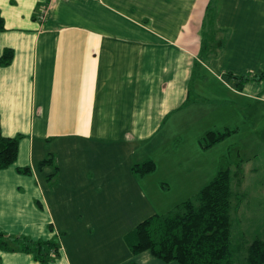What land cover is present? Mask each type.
Segmentation results:
<instances>
[{"label": "crops", "instance_id": "crops-1", "mask_svg": "<svg viewBox=\"0 0 264 264\" xmlns=\"http://www.w3.org/2000/svg\"><path fill=\"white\" fill-rule=\"evenodd\" d=\"M209 2L0 0V60L14 51L0 65L1 129L22 136L17 162L0 171V236L59 238L51 264H176L133 255L125 236L195 198L230 147H240L243 171L264 162V81L240 92L227 75L264 73V0H214L216 26ZM206 29L227 43L202 62ZM225 129L239 131L202 150L201 139ZM50 155L58 171L39 167ZM148 160L156 172L136 179L133 167ZM235 193L237 225L249 228L264 196ZM0 264L41 263L0 251Z\"/></svg>", "mask_w": 264, "mask_h": 264}, {"label": "trees", "instance_id": "trees-1", "mask_svg": "<svg viewBox=\"0 0 264 264\" xmlns=\"http://www.w3.org/2000/svg\"><path fill=\"white\" fill-rule=\"evenodd\" d=\"M205 16L211 18L213 23L215 22L213 25L216 26L214 0H210ZM4 31L5 20L0 13V32ZM211 31L220 30L216 28ZM226 43L227 40L217 38V33L211 37L203 33L200 60L204 62L206 58L208 60L213 56H220ZM13 59L14 51L8 49L4 52L0 65L9 66ZM227 75L233 83H237L236 88L240 92L248 83L264 81V73L235 75L229 72ZM192 102L189 98L183 107L189 106ZM238 131V129H225L210 132L201 139L200 146L203 151H208L237 134ZM21 139L22 136L4 137L0 120V171L8 169L17 162ZM243 164L240 147H230L228 156L220 161L216 178L195 198L179 205L167 215H154L144 220L125 236L126 244L133 255L149 252L158 260L176 264H239L234 260L236 249L233 246L231 214L235 200L241 202L242 199L235 193L232 180L235 176L237 178L241 176L243 179ZM54 165L55 156L50 155L39 167L42 169ZM55 169L58 171V167ZM156 170V163L148 160L135 165L133 174L140 180L155 173ZM18 172L30 174L31 168H20ZM60 250L61 244L57 237L45 241L8 234L0 236V251L32 255L41 264H51L58 259ZM247 264H264L263 240L256 238L249 246Z\"/></svg>", "mask_w": 264, "mask_h": 264}, {"label": "rangeland", "instance_id": "rangeland-1", "mask_svg": "<svg viewBox=\"0 0 264 264\" xmlns=\"http://www.w3.org/2000/svg\"><path fill=\"white\" fill-rule=\"evenodd\" d=\"M209 31L210 30L206 29L207 34H209L208 33ZM223 52L221 54H223ZM219 53L220 52H218V54ZM223 67L227 69L230 68V64L228 63V61L224 62ZM261 159L264 160V157ZM56 162L57 161L55 157V165L51 167H54V168L57 167ZM243 176H244L243 179L241 178V176L238 178L235 176V178L232 180V186L236 185V187H233L234 191L236 189L240 190V187H241V189L247 191V194H248L247 198L251 200H256L259 197L264 196V162L259 163V161L257 162L253 161L249 163V165L246 167L244 171ZM55 177H57V174L53 176L54 184L56 182ZM251 206H252V203L248 206V208ZM253 206L258 207V204H254ZM251 215L252 217H254L253 211ZM231 216H232L233 246L236 249L234 260L235 262L239 264H247L248 250H249V246L251 245V243L256 238L264 241V214H262V217L257 220L253 218L250 220H245L244 222L246 224H252V226H249V228H242L237 225L240 222L238 221V219H240V214H237L236 212L235 203H234V208L232 210Z\"/></svg>", "mask_w": 264, "mask_h": 264}, {"label": "built area", "instance_id": "built-area-1", "mask_svg": "<svg viewBox=\"0 0 264 264\" xmlns=\"http://www.w3.org/2000/svg\"><path fill=\"white\" fill-rule=\"evenodd\" d=\"M45 16H46V10H43V12H41V14L39 15V18L45 19Z\"/></svg>", "mask_w": 264, "mask_h": 264}]
</instances>
